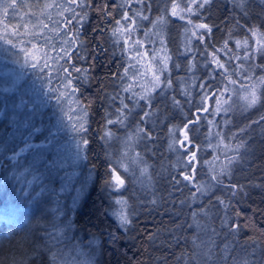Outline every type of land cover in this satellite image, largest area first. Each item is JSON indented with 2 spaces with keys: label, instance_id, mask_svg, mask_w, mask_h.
Returning a JSON list of instances; mask_svg holds the SVG:
<instances>
[{
  "label": "trees",
  "instance_id": "obj_1",
  "mask_svg": "<svg viewBox=\"0 0 264 264\" xmlns=\"http://www.w3.org/2000/svg\"><path fill=\"white\" fill-rule=\"evenodd\" d=\"M178 1L18 0L7 19L0 14V35L42 19L54 47H70L49 83L23 63L26 36L13 38L16 48L0 43V264H264V0H208L198 13L210 31L173 15ZM118 28L156 60L161 43L159 86L144 83ZM214 52L237 82L228 111H215L212 93L228 77L209 63ZM62 68L76 91L58 100ZM249 83L260 95L252 107L239 97ZM189 121L191 143L181 147ZM120 143L130 144L129 164ZM112 168L123 187L109 183Z\"/></svg>",
  "mask_w": 264,
  "mask_h": 264
},
{
  "label": "snow or ice",
  "instance_id": "obj_2",
  "mask_svg": "<svg viewBox=\"0 0 264 264\" xmlns=\"http://www.w3.org/2000/svg\"><path fill=\"white\" fill-rule=\"evenodd\" d=\"M72 2L75 3L76 0H72ZM207 2H208V0H203V3L200 4V7H203L204 3H207ZM43 7L45 10H48V9H52L54 7L59 8L60 5H57L55 3H49V4H45ZM173 7L175 8L176 6L173 5ZM17 8H18V0H0V14H2L5 19H7V17L9 16L10 13H14L17 10ZM66 10H68V9H66ZM188 10L191 11L190 6H189ZM172 14L176 15L177 13H176V11H173ZM43 15H44V12L41 13V16H43ZM124 18L127 19V13H125ZM48 19H51V17H48ZM81 19H83V17ZM71 23H72V21H70V20L65 21V24L63 26L65 28H67V26ZM116 23H117V25H120L121 21H117ZM133 23H135V21H133ZM5 27L7 28V26H5ZM197 27L210 31L209 26L206 24H201V25H198ZM24 28H25L24 33H21L18 30H13L11 33L6 31L4 35H0V43H4V44L11 46L12 48H16L17 44L14 42L13 38L19 39L21 37V35L26 36V39L20 40V43L24 46L20 47V49H19L20 52L23 54L24 65L31 68L33 71L37 72L38 75H40L41 77H44L46 75L48 78V82L51 83L52 80L54 79L53 72L54 71H60V69L54 68L53 66L58 65L59 61L63 60L65 58V56H67V51H70V47L67 50H65L63 48H61V49L55 48L54 45L52 44L51 37L46 35V31L49 30V25L47 23H44V21L42 19H38V23L36 25H33L31 30L28 29L27 25H24ZM55 31L58 32L59 28H56ZM130 32H131V29H125L123 32H121L120 29L118 28L113 34L114 35H125V34H130ZM68 36L71 37V39H66L65 43L68 44L69 46L74 45V43L76 42L74 34L68 33ZM10 37H12V38H10ZM200 38L203 39L202 36ZM125 43H128V42L126 41ZM135 43L139 44V41H136ZM238 44H239V42H238ZM225 48H226V43H225ZM222 50L223 49H217L216 52H219ZM61 52H63V55H60ZM53 53H56L57 55H59V59H57L56 56L53 55ZM210 56H211V59H210L209 63L215 64V66L217 68L224 69V73L222 75L225 77H228L226 79V83H225L223 90H218L217 92L212 93L213 97L216 98V100H217L215 111H217V112L228 111V109L230 107L229 100L231 99V96H229L227 99H224L223 98L224 93L229 92V86L234 85L237 82L230 78V75L228 74L227 69L225 68V65L219 62L218 58L215 55V52L210 54ZM237 59H238V57H237ZM76 71H81V70L76 69ZM62 72L67 73L68 76L66 77L67 83H61V88L65 89V91L60 93V96L57 97L58 100L61 97L66 96L69 93V90L72 93H74L76 91V89L73 85V81L71 79V73L69 72L68 68H62ZM127 72H128V69L126 68L125 74H127ZM155 79L157 81L156 86H159V83H158L159 77L157 76V77H155ZM258 83L264 84V80H260V81H258ZM201 87H202V89H204L203 84L201 85ZM241 87H242L243 91L245 92L243 100L245 101V104L247 107H252L260 101V95H258V93H257V85L256 84H248L247 86H241ZM125 90L128 91L130 89H125ZM205 91L209 92L210 89H205ZM147 98H148L147 94L141 96V99H147ZM124 107H127V106L125 105ZM118 111H122V110L118 109ZM204 111L208 112V111H211V109L205 108ZM148 115H149V113L146 112L145 117H147ZM198 119H199V116H197V120ZM119 122H121V121L117 120L114 122V121L109 120L108 124L119 123ZM193 123H194V121H189L187 124L184 125V130H183L184 136H183V139L179 142L181 147H186L188 144L191 143V141L188 137L187 130L190 128V126ZM211 123L212 122L209 121V124H211ZM74 130L82 131L84 129L81 126L80 129H75V127H74ZM139 131H143V130L139 129ZM176 131H178V129H169L170 134H173V135L175 134ZM111 135H112L111 132L105 133L106 138H110ZM217 135H219V134H217ZM87 143H88L87 140H83V144L86 145ZM242 146L243 145L241 144V145H237L236 147L239 148ZM188 151L190 152L189 166L193 167V169H194L195 165L192 162L196 160V153L191 152L190 149H188ZM230 163H231V158L227 160L226 164L224 165V168H227V165ZM120 166L124 168L125 172L128 171V167L126 165L120 164ZM141 171L143 173L145 170L142 169ZM111 172H112V180L109 181L111 186L123 187L125 182L123 179H121V177L119 175L116 174V169L112 168ZM184 179L189 181V182H193V177L191 175H186L184 177ZM213 179H216V177L213 176ZM199 190L200 189H197V191H199ZM118 203L121 205V210L119 212H117L116 215L122 224H126V223H128V216H127L126 212L124 211V208L126 207V202L118 201Z\"/></svg>",
  "mask_w": 264,
  "mask_h": 264
},
{
  "label": "rangeland",
  "instance_id": "obj_3",
  "mask_svg": "<svg viewBox=\"0 0 264 264\" xmlns=\"http://www.w3.org/2000/svg\"><path fill=\"white\" fill-rule=\"evenodd\" d=\"M201 3H203V0H179L177 2V4L175 5L176 7L175 8L173 7V11H176V13L178 14V17L184 18L186 21L190 22L192 27L195 30H197V29H200L197 26L202 24V22L199 18V13H198V9H199ZM189 6L191 8V11L188 10ZM193 15L195 16L194 19H193ZM128 37H129L128 41L133 42L131 44V48H133V50L135 52L134 53L135 54L134 60H135L136 66L139 69L142 68V72H144V74H145L144 83L147 82L148 80H150L152 82V84L157 85V81H156L155 77L158 76L159 79L161 78V70L160 69H162L161 68L162 65L158 64V60H162V61L164 60V54L161 55V51H162L161 48L163 49V47L161 46V43H159L158 45L155 46L156 52H154V53L158 54L157 60H156L155 59L156 57H154V55L150 54L148 52V50L147 51L145 50L146 47L144 46V43L142 40L131 35V32H130V34H128ZM257 37H258V35H256V37H253V38L257 39ZM136 41H139V44H136L135 43ZM150 49L152 50V48H150ZM162 64L164 65V63H162ZM249 84H252V83H249ZM247 85L248 84L241 85V86H247ZM136 86H137V83H134L133 87H136ZM140 92H141V88L138 90L137 93H135V95L139 94ZM227 94H230V91L224 93V97H223L224 99H227V97H228ZM240 95H243V96H241V98L243 99L245 92L242 91V93H239V97H240ZM209 101L210 100H207L206 108H208L210 106ZM233 106L237 107V105L235 103L233 104ZM130 141H131V139H130ZM129 145L126 149H124L123 144L120 143V146H121L120 147V149H121L120 154H124V157H125L128 164H129V161H128V157L125 156V152L129 151V148H130ZM132 165L130 167H132ZM131 172H133V174H134V172H136V171L132 170ZM138 174H141L140 171L138 172ZM208 174L211 175L210 178H212V179H213V176H215L214 172H212V171H209ZM209 175H207V176H209ZM201 239H202L201 244L206 249L209 248L211 245H213L211 237L205 235Z\"/></svg>",
  "mask_w": 264,
  "mask_h": 264
}]
</instances>
